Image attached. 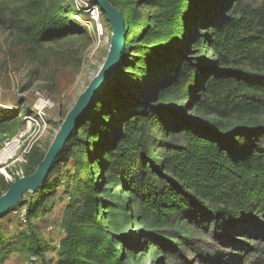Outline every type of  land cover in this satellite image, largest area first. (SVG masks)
Masks as SVG:
<instances>
[{"label":"rangeland","instance_id":"1","mask_svg":"<svg viewBox=\"0 0 264 264\" xmlns=\"http://www.w3.org/2000/svg\"><path fill=\"white\" fill-rule=\"evenodd\" d=\"M109 1L122 13L128 31L118 79L87 111L60 161L54 164L46 185L24 195L14 209L0 218V264H54L68 226L81 211L89 184L96 186L98 219L129 264H264V217L233 223L218 233L204 223V218L194 221L186 217L158 224L145 218L129 199L131 193L105 174L111 131L121 115V104L140 96L150 83L149 77L160 72L166 62V49L186 50L184 30L190 25L187 20L182 22L184 34L180 32L171 42L172 37L166 36L164 30L156 55L140 62V51L146 47L143 35L164 29L157 5L166 0ZM192 1L196 4L199 0ZM46 2V8L61 9L64 24L74 32L57 41L38 44L17 27L18 20L25 18L21 10L25 0H0V152L8 140L22 135L20 149L6 165L0 166V194L36 169L109 50L111 28L105 15L93 22L86 12L77 15L73 0ZM262 6L264 0H229L223 5L229 14ZM176 54L179 55L174 52L173 56ZM198 58L213 59L204 44ZM182 95L178 100L172 95L161 104L171 111L182 110ZM200 116L219 121L212 116ZM157 119L164 123L168 117ZM220 122L228 129L264 128V115H238ZM163 134L160 127L153 147L158 161ZM27 210L32 217L26 216ZM171 244L175 245L173 249Z\"/></svg>","mask_w":264,"mask_h":264},{"label":"trees","instance_id":"2","mask_svg":"<svg viewBox=\"0 0 264 264\" xmlns=\"http://www.w3.org/2000/svg\"><path fill=\"white\" fill-rule=\"evenodd\" d=\"M226 2L229 0H199L196 4L192 0H166L157 5L164 29L143 35L146 47L140 51V62L156 55L164 30L172 37L169 42L180 35L185 20L190 24L184 30L188 47L166 49L160 72L149 77L150 83L140 96L121 104V115L111 131L105 174L118 180V185L131 193L129 199L137 210L158 224L204 218L218 233L233 223L264 217V128L228 129L220 122L238 115H264V6L229 14L223 7ZM46 4V0H25L21 9L25 18L18 20L17 27L34 43L57 41L74 32L64 24L61 9L46 8ZM202 44L212 60L198 58ZM174 52L179 55L174 57ZM180 94L182 110L171 111L161 104L172 95L178 100ZM98 96L88 110L98 102ZM163 115L168 120L159 123L157 118ZM160 127L164 134L158 161L153 147ZM95 190L94 184L86 187L81 211L59 244L55 264H129L98 219L100 202ZM26 216H33L30 210Z\"/></svg>","mask_w":264,"mask_h":264},{"label":"water","instance_id":"3","mask_svg":"<svg viewBox=\"0 0 264 264\" xmlns=\"http://www.w3.org/2000/svg\"><path fill=\"white\" fill-rule=\"evenodd\" d=\"M93 2L105 15L111 28V41L106 59L65 116L47 152L34 172L11 183L8 190L0 196V218L14 209L22 201L24 195L43 186L56 157L76 130L82 116L99 93L112 84L117 73L126 37L123 15L109 0H93Z\"/></svg>","mask_w":264,"mask_h":264},{"label":"built area","instance_id":"4","mask_svg":"<svg viewBox=\"0 0 264 264\" xmlns=\"http://www.w3.org/2000/svg\"><path fill=\"white\" fill-rule=\"evenodd\" d=\"M78 11L86 12L90 15L93 22H98L101 16L99 8L91 2V0H73ZM22 135H19L12 140H8L5 148L0 152V166L6 165L11 160L15 152L20 149V140Z\"/></svg>","mask_w":264,"mask_h":264},{"label":"crops","instance_id":"5","mask_svg":"<svg viewBox=\"0 0 264 264\" xmlns=\"http://www.w3.org/2000/svg\"><path fill=\"white\" fill-rule=\"evenodd\" d=\"M56 261V260H55ZM55 264V263H54Z\"/></svg>","mask_w":264,"mask_h":264}]
</instances>
